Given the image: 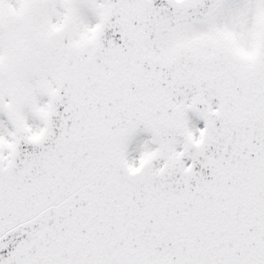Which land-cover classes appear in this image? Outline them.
<instances>
[{"label":"snow or ice","instance_id":"snow-or-ice-1","mask_svg":"<svg viewBox=\"0 0 264 264\" xmlns=\"http://www.w3.org/2000/svg\"><path fill=\"white\" fill-rule=\"evenodd\" d=\"M0 264H264V0H0Z\"/></svg>","mask_w":264,"mask_h":264}]
</instances>
